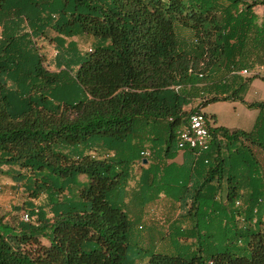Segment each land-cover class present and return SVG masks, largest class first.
<instances>
[{"label":"trees","instance_id":"obj_1","mask_svg":"<svg viewBox=\"0 0 264 264\" xmlns=\"http://www.w3.org/2000/svg\"><path fill=\"white\" fill-rule=\"evenodd\" d=\"M259 7L0 0V175L27 196L0 215V264H264V102L244 99L264 80ZM50 31L54 71L38 44ZM84 36L86 54L67 42ZM216 102L257 110L253 129L217 126L203 112ZM195 113L203 152L179 147ZM162 195L180 227L150 235Z\"/></svg>","mask_w":264,"mask_h":264},{"label":"rangeland","instance_id":"obj_2","mask_svg":"<svg viewBox=\"0 0 264 264\" xmlns=\"http://www.w3.org/2000/svg\"><path fill=\"white\" fill-rule=\"evenodd\" d=\"M258 14L264 16V7H259L257 9ZM56 33L50 31L49 38L44 40H39L38 44L41 48V54L44 56L46 65H50V70L54 71L56 69V55L57 49L55 44L52 41L56 37ZM74 41L78 45V50L82 54H86L90 49L94 50L95 40L92 37L84 36L81 38L69 39L67 42ZM199 101L195 102L191 107L186 109L187 115H189L193 110H195ZM204 112L209 115H215L217 118V124L220 126L227 127L229 129H240V130H249L253 127L254 116L252 117V111L243 108L242 103H229V102H216L209 104ZM214 121H212V124ZM11 187L17 188V186H12V183H0V215H8L12 212L13 209L21 208L24 201L27 199V196H24L22 190L17 191L21 195H18L15 190H12ZM45 200L42 197L37 203ZM26 209H23L20 213V218L26 214ZM167 226V224H166ZM147 262V258L143 257L141 261L142 264Z\"/></svg>","mask_w":264,"mask_h":264},{"label":"crops","instance_id":"obj_3","mask_svg":"<svg viewBox=\"0 0 264 264\" xmlns=\"http://www.w3.org/2000/svg\"><path fill=\"white\" fill-rule=\"evenodd\" d=\"M262 72H264V70H261L259 74ZM244 99L247 103L264 102V80L263 79L254 80L250 85L247 93L245 94ZM229 103L238 104L240 102H229ZM242 106L243 108L248 109L244 104H242ZM250 111H252L253 114L252 117L254 116V124H253L254 127L259 112L257 110H250ZM216 125L220 126L217 124V118H216ZM253 127L249 130H244V131H251ZM230 130L234 131L240 129H230ZM176 161L180 163L182 161V156L180 155ZM0 183H12V186L16 185L14 179L7 177L5 175H0ZM11 189L17 192L16 188L11 187ZM17 194L21 195L18 192ZM173 202L174 200H172L171 198H166L162 195L161 197H159L156 203L150 204L145 209L143 214V221H147V226L145 227V229L150 235H156L163 232L165 233L167 230L169 231V235H172L175 234L176 229L180 227V224L176 222V220L178 219L176 215H178L179 212H176L177 209L175 207H172ZM34 204L36 205L37 203ZM183 228H186V226H183Z\"/></svg>","mask_w":264,"mask_h":264},{"label":"built area","instance_id":"obj_4","mask_svg":"<svg viewBox=\"0 0 264 264\" xmlns=\"http://www.w3.org/2000/svg\"><path fill=\"white\" fill-rule=\"evenodd\" d=\"M243 76H250L253 73L243 71L240 73ZM210 132L207 125V119L203 113H195L190 116L188 126L179 134L180 149L198 150L199 152L206 151L210 143ZM30 220L29 215L24 216V221Z\"/></svg>","mask_w":264,"mask_h":264},{"label":"water","instance_id":"obj_5","mask_svg":"<svg viewBox=\"0 0 264 264\" xmlns=\"http://www.w3.org/2000/svg\"><path fill=\"white\" fill-rule=\"evenodd\" d=\"M145 163H147V161H145Z\"/></svg>","mask_w":264,"mask_h":264}]
</instances>
